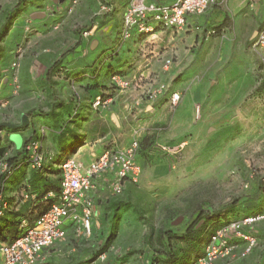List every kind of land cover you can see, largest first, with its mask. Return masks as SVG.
I'll use <instances>...</instances> for the list:
<instances>
[{"label":"crops","instance_id":"0c3cea01","mask_svg":"<svg viewBox=\"0 0 264 264\" xmlns=\"http://www.w3.org/2000/svg\"><path fill=\"white\" fill-rule=\"evenodd\" d=\"M65 1L30 0L20 4L17 7L19 12L15 15L13 25L6 37L9 40V48L12 45L13 48L19 41L17 34L13 36V31L18 30L20 32L18 27L21 26L23 21V23L29 24L31 30L29 33L30 37H28L29 42L31 37V39L35 38V40L38 38L40 41V44L35 48L37 57L33 60V63L20 64L18 69V91L13 93L12 72L10 69L9 79L11 82L6 86H2L3 88L0 87L1 98L7 100V104L1 109L0 120L17 123L21 120L23 114L27 115L28 124L16 131L22 136L23 142L29 139L32 130L39 134L41 126L54 127L57 124L59 126L61 121L69 116V111L71 112L74 107L73 96L69 83L64 79L63 75H59L60 66L65 67L68 74L96 68L101 60L102 53L112 47L116 41L123 13L130 2V0H78L72 14H68L66 10L70 5V1L64 4ZM147 1L168 3L173 0ZM221 4L209 7L201 14L188 15L183 30L176 32L158 30L153 34L142 35L138 39L133 37L127 42L131 44L124 49L123 46L120 48L117 58H120L121 69L129 70L128 66L132 65L130 60L132 61L136 56L135 52H138V47L142 46V55L134 61L136 65L133 70H135L134 72H139L144 71L146 68L145 72L148 74L151 72L157 73L156 75L158 76H153L154 80L151 83L154 87L159 81L166 84L164 82L165 79L174 80L176 76L181 75V79H177V83L172 84V86L167 83V89L155 99H149L147 95L141 98L132 93L134 91L114 92L115 95L112 94V102L107 107L92 112L87 108L89 100L101 93L108 92L107 86L104 87L105 82H101V78L76 82L80 101L84 108L79 113L81 116L78 122L79 126L70 125L69 128L73 129L75 127L76 129L72 134L83 137L85 142L78 147L74 156H78L81 151H83L84 155L90 156L85 164L81 163L86 165L94 156L99 155L95 146H98L101 152L105 149L103 148L104 142H101L104 137H101L100 134L103 129L100 128L101 124L99 121L104 120L106 116L112 117L113 113L120 120L118 111H122L121 105L127 103L129 97V103L131 105L133 103L134 109L138 110L136 115L139 118L148 116L161 121L170 114L171 117H175V120H179L180 117V119L190 122V120H193L192 117L198 113L199 119L212 121L217 120L218 116L223 114V110L219 107L221 88H219L218 83L222 76L218 77L217 74L221 61L229 52L226 46L230 47L231 44H235L233 51L237 55L227 67V70H225L228 74H232L226 80V83L228 87L233 88L236 82L241 80L243 76L241 74L248 70H253V50L248 46H251L263 22L264 0H224ZM103 5L106 6V9H102ZM225 20L227 23L223 25ZM76 24L80 27H76ZM218 26H220L219 29H217ZM214 27L216 28L215 33L210 34L209 31ZM84 30L89 31L88 36L82 35ZM11 50L9 49V51ZM173 55L178 57L177 61H173L171 57ZM188 57L190 58L188 59ZM170 58L171 63L166 66L165 60ZM186 62H191L192 66L188 68L189 64ZM183 74H188L189 76H183ZM197 76H199V79H195ZM236 78H238L237 81ZM208 83L210 92L208 91L209 87L206 88ZM141 91L144 93L146 90L142 88ZM173 92H179L181 96L175 106L170 104V96ZM258 93L260 95L261 90L256 92V94ZM209 94L210 96H208ZM186 99H188L189 103L187 111L189 114L184 115L183 107ZM143 103L145 113L141 116L143 109L139 107ZM121 113L123 114V111ZM189 124L191 127L196 125ZM121 125L120 121L114 124L116 128H122ZM133 131L134 128L131 127L130 135H126V141L119 148L129 145L132 141ZM4 133V131L0 133L1 139ZM54 136L51 131L45 135L44 148L48 153H57L55 149L56 143L53 141ZM107 139L111 140V138ZM1 144L6 147L9 154L16 149L11 142L6 145L3 141ZM85 147H88L89 150H85ZM115 147L118 148L117 146ZM163 166L165 165L163 164ZM29 170L22 174V178L25 181L29 178ZM135 185L129 182L126 184L124 188V190L128 189L126 190L128 192L125 193L126 197L130 194L129 189H133ZM103 188L108 189L106 182L101 180L98 184L96 199L100 197L98 193H102ZM14 194L15 192L12 195ZM258 194L260 197L264 195L263 192ZM256 197L252 201L245 203V206L251 207L260 202L261 198ZM100 208L102 210V206ZM100 208L98 214L103 216ZM103 218L105 221L106 215ZM105 223L108 224L107 222ZM98 225H100V222L96 219V230L93 229L92 236L88 240L91 246H94L92 242L94 234L97 233L99 228ZM253 228L254 231L251 230V233L259 241L264 242V222L255 224ZM66 234V238L63 241L53 245L46 252V264H60L61 262L69 261L66 257H68V253L75 249L73 247L70 248L71 243L75 241V227H70L69 225ZM81 240L84 241L82 238ZM92 251L93 249H91Z\"/></svg>","mask_w":264,"mask_h":264},{"label":"rangeland","instance_id":"374dc122","mask_svg":"<svg viewBox=\"0 0 264 264\" xmlns=\"http://www.w3.org/2000/svg\"><path fill=\"white\" fill-rule=\"evenodd\" d=\"M28 1L30 0H0V28L9 11L13 15L17 14L19 11L14 10L17 8L16 6ZM46 1L50 2L51 0ZM69 1L66 0L64 4L69 3ZM25 25L27 24L22 21V27H18L20 32L18 30L13 31V36L17 34L18 43H22L24 47L21 65L33 63L37 57L35 48L40 44L38 38L35 40L31 37L29 42L28 37H30L31 30L26 35ZM76 27L79 28L80 26L76 24ZM4 33L2 31L0 37ZM129 44L131 43L124 44L123 49ZM8 45V38L0 39V87L11 82L8 62L11 59L10 53L15 46L12 48V45L11 50ZM234 46L235 44H231L230 47L226 46L229 51L228 55L221 61L220 67L218 66L217 75L218 77L222 76V79L218 80L219 88H221L219 107L223 110V114L218 116L217 120L204 121L199 119L197 113L196 116L192 117L193 122L191 120L186 122L180 117L179 120H175V117H171L170 114L165 119L157 121L151 117L142 116L145 113L144 103L139 107L143 109L142 117L139 118L136 115L138 110L134 109L133 103L132 105L129 103V97L127 103L121 105L123 114L122 111H118L120 120L113 113L112 117L106 116L104 120L99 121L100 128L103 129L100 132L101 137H104L101 141L104 142L103 148L121 147V144L127 139L126 135H130L131 127L134 128L132 139L141 140L144 136L149 135L151 136V146L147 150L148 154L143 157V161H140V157L138 158L143 167L142 175L139 181L135 183V187L129 189L128 197L125 194L128 189L123 190L118 195L112 194L107 188H103L102 193H98L100 197L96 199L95 203L99 208L102 206V210L101 208L100 210L103 216L106 215V219L104 221L103 216H99V208L96 206V214L91 220V226L96 230V219L100 225H98L97 233L94 234L92 242L94 246L88 243L92 234L89 237L74 236L75 241L71 243L70 248L75 249L68 253L66 258L69 261L60 264H74L87 260L90 257L91 249L95 251L101 246L108 232V224L105 222L108 223L109 217L114 211V208H106L105 204L112 200L129 199L131 206L126 210L124 208L118 210L122 217L118 224L117 236L106 253V260L98 264H106L109 254L111 258L128 257L129 261L124 264H149L154 257L153 253H156L155 251L160 247L158 240H156L157 229L170 227L181 234L188 223L201 216L196 227L200 229L203 226L207 235L215 222V217L210 219V216L218 214L222 216L224 214L227 218H233L232 216L236 212H241L246 202L252 201L259 192H264V92L258 78L260 76V56L252 51L253 70L241 74L243 75L241 80L237 81L238 78H236V84L230 88L226 80L232 74H228L225 70L237 57L233 51ZM141 47V45L138 47V52H135L136 56L132 61L130 60L132 65L128 66L129 72L125 78L132 79L133 76H139V74L147 76L148 78L143 85V90H146L152 86L153 76L157 73L148 74L145 72L146 68L144 71L134 72L133 69L136 65L134 61L141 57L143 52ZM248 47L251 48L250 45ZM245 55L247 56V54ZM171 57L173 61L178 59L175 55ZM188 64V68H190L191 62ZM113 65L119 69L122 68V66L118 67L120 63L116 60ZM106 70L103 68V75ZM185 75L189 76L183 74V76ZM177 79H181V75L176 76L174 80L167 78L164 82L172 86V84L177 83ZM195 79H199V76ZM159 84H161L160 81L155 86ZM178 84L180 83L178 82ZM208 87L210 92L209 83L206 88ZM259 90H261L260 95V92L256 94ZM108 92L115 95L114 92L119 91L112 88L108 89ZM132 93L141 98L145 96L141 90ZM188 99H186L183 107L184 115L189 114L187 112L189 108ZM0 100H3L1 90ZM226 107L227 111L225 112ZM117 121L122 123V128L114 126ZM0 122L6 121L1 119ZM189 123L196 125L191 127ZM70 129V134H72L76 128ZM107 138H111V140L109 141ZM2 139L6 145L12 142L16 149H20L23 143L22 136L14 132H5ZM65 140L67 144L72 141L71 139ZM161 146L170 148V152L163 150ZM95 147L97 154H100L101 150L99 151L98 146ZM84 149L89 150L88 147ZM89 157L87 154L84 155L83 151L76 156L78 161L84 164ZM230 211H232V215H229ZM220 220L225 221L226 219L220 217ZM260 222H264V220L257 223ZM243 246L240 243L230 256L218 259L213 264H264V242L257 238V244L252 250L245 256H241ZM128 252H131V255L128 256Z\"/></svg>","mask_w":264,"mask_h":264},{"label":"built area","instance_id":"2783aa9c","mask_svg":"<svg viewBox=\"0 0 264 264\" xmlns=\"http://www.w3.org/2000/svg\"><path fill=\"white\" fill-rule=\"evenodd\" d=\"M224 0H173L168 3L148 2L147 0H130L122 17V23L113 46L119 50L133 37L156 33L158 30H170L173 32L183 30L186 25V17L190 14H201L212 6L222 5ZM78 0H70L66 12L72 13ZM106 9V6H102ZM25 33L30 30L29 25L24 26ZM215 27L209 33H215ZM29 33V32H28ZM89 31H82L83 36H88ZM253 51L260 56L259 80L264 90V19L257 31V35L251 43ZM8 68L12 72L13 93L19 89L18 69L24 56L22 43L15 45ZM171 63L165 60V65ZM88 78L87 74L83 75ZM148 77L139 74L132 79L113 75L110 86L119 92L138 91L143 88ZM74 111L80 106L81 101L77 90L76 81L69 79ZM167 86L163 83L158 86H150L144 92L149 99H155L165 91ZM180 93L173 92L170 96L171 106L177 105ZM112 98H103L98 95L92 98L90 105L92 110L107 107ZM7 104V100H0V108ZM51 131L46 126L39 128V138L30 142L26 149L30 166L39 168L53 161L54 153H48L44 148L46 133ZM165 151L170 148L161 146ZM140 140L133 138L126 147H107L98 156L94 157L86 165L78 161L72 155L64 158L56 165L61 172L60 191L54 195L48 193V197L55 201L32 224L26 219L20 222L19 235L11 242L0 244V264H46V252L50 247L66 238V230L69 225L75 227V235L89 237L93 228L91 220L96 214V194L99 181H105L109 191L118 195L122 193L126 184L137 183L142 175L143 167L138 161ZM9 155L7 151L0 157V188L14 171L6 161ZM21 165L18 163L17 168ZM2 207L6 203L2 202ZM264 220V212L254 215L248 214L240 218H229L222 225L215 228L207 239L203 248V255L192 264H213L216 260L230 256L241 242L243 250L241 256H245L257 244V237L251 233L254 225ZM66 222L68 223L66 225ZM106 253H100L88 264H98L106 260Z\"/></svg>","mask_w":264,"mask_h":264},{"label":"trees","instance_id":"16d2710c","mask_svg":"<svg viewBox=\"0 0 264 264\" xmlns=\"http://www.w3.org/2000/svg\"><path fill=\"white\" fill-rule=\"evenodd\" d=\"M20 4L16 7H19ZM16 9L17 8L14 10ZM15 15L10 13V11L7 13L0 28V34L2 31L5 32L1 35V40H3L4 37H7L13 25V20L16 17ZM226 23L227 21L225 20L223 25ZM4 27L5 29L3 30ZM219 28L220 26L217 27V29ZM119 50H116L114 46L106 49L102 53L98 66L94 69L68 74L65 70L66 68L60 66L59 75H63L66 81L74 79L78 83L81 80H97L101 78V82H105L104 87L107 86V89H112V86H110L111 77L113 75L125 77L129 72V70H122L113 65L115 60L120 63V58H117ZM118 67H120V65ZM103 68L107 69L104 75ZM84 74H87L88 78L84 77ZM99 95L103 98H109L112 96V93L107 92ZM91 100H89L87 108L93 112L90 105ZM83 108V104H80L76 111H74L73 107L72 111H69L68 113L69 116L61 121L59 126H57V124L54 127H48L55 135L53 141L56 143L55 149L57 153H54L55 157L53 158V161L44 164L39 168H33L30 166L26 147L30 142L36 141L40 136L34 130H32L29 139L23 142L20 149H15L11 154L7 155L6 161L10 166L14 167V171L0 188V244L11 242L19 235L20 222L22 219H26L29 224H32L33 221L48 210L55 201L54 198L48 197V193L51 192L56 195L60 191L61 172L56 168V165L64 158L74 155L78 147L85 143L83 137L70 134L71 129L69 128L70 125H74L75 127L79 126L78 122L81 119L79 113ZM2 131L16 133L18 130L3 128L1 129V132ZM65 139H71L72 141L70 144H67ZM150 140L151 136L149 135L144 136L140 140V149L137 157H140V161H143V157L148 154L147 150H149L151 146ZM5 151H7V149ZM18 163H21V165L17 168ZM28 169H30L28 172L29 178L25 181L22 178V174H25ZM1 179L2 178L0 177V181ZM13 192H15L14 195H12ZM257 197L259 198L260 195L258 194ZM260 198V202H257L256 205L251 207L243 206L241 212H236L232 217L237 219L248 214L254 215L264 212V195ZM2 202L6 203L5 208L2 207ZM130 203L129 199H122L119 201L112 200L106 204V208H114V211L108 220V232L106 237L101 246L91 252L90 257L87 258V260L74 264H88L100 253H107L109 247L112 246L115 241L119 230L118 224L122 215L118 213V210H121L122 208L125 210L130 208ZM229 215H232V211L229 212ZM200 217L201 216L188 223V225L183 228L181 234H178L170 227L166 229H157L156 240H158L160 247L155 251L156 253H153L154 257H152L149 264H192L195 260L201 257L203 255L204 244L212 234L213 230L222 225L229 217H225L224 214L222 216L219 214L210 216V219L215 217V222L207 235L203 226L200 227V229H197L196 227ZM220 217H224L226 220L222 221L220 220ZM70 227L74 226L70 225ZM127 255H131V252H128ZM127 261H129V258H126V256L124 258H111L109 254L106 264H124Z\"/></svg>","mask_w":264,"mask_h":264},{"label":"water","instance_id":"95a60500","mask_svg":"<svg viewBox=\"0 0 264 264\" xmlns=\"http://www.w3.org/2000/svg\"><path fill=\"white\" fill-rule=\"evenodd\" d=\"M61 1H63V0H61ZM27 124H28L27 115L26 114H23L21 116V120L19 122H17V123L0 122V133H1V129H3V128L17 130V129H21V128L25 127ZM0 140H1V138H0ZM5 150H6V147L0 145V157L3 155V153L5 152Z\"/></svg>","mask_w":264,"mask_h":264},{"label":"flooded vegetation","instance_id":"af4514ba","mask_svg":"<svg viewBox=\"0 0 264 264\" xmlns=\"http://www.w3.org/2000/svg\"><path fill=\"white\" fill-rule=\"evenodd\" d=\"M1 146H3V144H1Z\"/></svg>","mask_w":264,"mask_h":264},{"label":"clouds","instance_id":"9594fccd","mask_svg":"<svg viewBox=\"0 0 264 264\" xmlns=\"http://www.w3.org/2000/svg\"><path fill=\"white\" fill-rule=\"evenodd\" d=\"M179 93V92H178Z\"/></svg>","mask_w":264,"mask_h":264}]
</instances>
